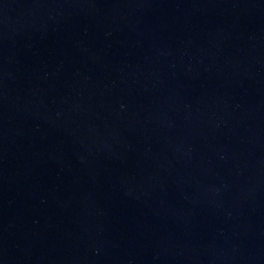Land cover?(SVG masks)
<instances>
[{
    "label": "water",
    "instance_id": "95a60500",
    "mask_svg": "<svg viewBox=\"0 0 264 264\" xmlns=\"http://www.w3.org/2000/svg\"><path fill=\"white\" fill-rule=\"evenodd\" d=\"M0 264H264V0H0Z\"/></svg>",
    "mask_w": 264,
    "mask_h": 264
}]
</instances>
